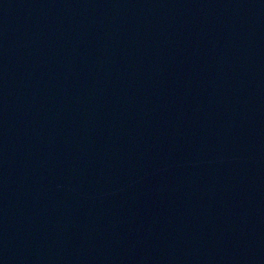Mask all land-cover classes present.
<instances>
[{"label":"water","instance_id":"1","mask_svg":"<svg viewBox=\"0 0 264 264\" xmlns=\"http://www.w3.org/2000/svg\"><path fill=\"white\" fill-rule=\"evenodd\" d=\"M0 264H264V0H0Z\"/></svg>","mask_w":264,"mask_h":264}]
</instances>
